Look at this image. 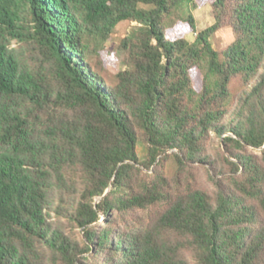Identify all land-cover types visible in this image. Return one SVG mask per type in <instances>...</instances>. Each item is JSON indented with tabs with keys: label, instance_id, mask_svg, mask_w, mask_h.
<instances>
[{
	"label": "trees",
	"instance_id": "trees-1",
	"mask_svg": "<svg viewBox=\"0 0 264 264\" xmlns=\"http://www.w3.org/2000/svg\"><path fill=\"white\" fill-rule=\"evenodd\" d=\"M184 3L0 0V264H264V0Z\"/></svg>",
	"mask_w": 264,
	"mask_h": 264
},
{
	"label": "rangeland",
	"instance_id": "rangeland-1",
	"mask_svg": "<svg viewBox=\"0 0 264 264\" xmlns=\"http://www.w3.org/2000/svg\"><path fill=\"white\" fill-rule=\"evenodd\" d=\"M212 0H199V8L193 9L189 7L187 3H184L176 8L173 14L169 17L166 22V30L168 35L173 37H178L181 35H186L187 37H194L191 33V29L187 24L186 17L189 13H193L196 17L198 29H204L213 23V14L210 6ZM135 24L130 21H123L118 25L116 32L110 38L108 43H106L105 49L102 51V56L105 59L108 69L112 73H117L122 69L124 65L125 53L123 50L118 48L119 41L126 36L130 31L131 26ZM233 41V34L230 28L220 29L216 37L212 38V43L216 47L227 46ZM193 78L196 86L199 88L201 86L202 75L198 70L193 71ZM234 91V89H233Z\"/></svg>",
	"mask_w": 264,
	"mask_h": 264
}]
</instances>
